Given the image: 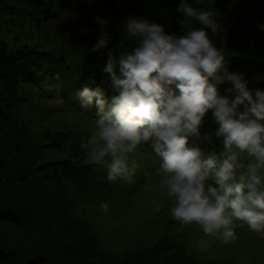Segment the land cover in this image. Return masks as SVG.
<instances>
[{
    "label": "rangeland",
    "instance_id": "1",
    "mask_svg": "<svg viewBox=\"0 0 264 264\" xmlns=\"http://www.w3.org/2000/svg\"><path fill=\"white\" fill-rule=\"evenodd\" d=\"M180 2L0 0V42L14 49L28 45L41 50L51 47L62 50L63 43H68L64 40V33L71 37L79 35L74 30L78 26L76 21L83 18L78 9L94 12L97 8L100 11L108 8L105 15L98 14H103L108 20L104 32L114 39L118 34L114 30L113 19L119 10L122 11L123 21L127 18H144L163 25L165 32L176 27L185 31L190 23L194 27H202L195 20H184L183 14L177 11ZM188 2L194 7H211L217 13V22L227 29V43L225 45L222 41L224 34L216 35L214 43L218 48H225L227 57L245 62L246 66L264 61V36L250 41L232 42L228 39L229 25L226 18L210 0ZM41 8L51 9L43 15L44 18L45 15L52 16L48 23L31 19L36 17L37 10ZM64 9L77 14L65 15ZM56 10L63 11L60 18L53 17ZM66 24L69 25L65 28ZM86 27L84 32L87 31L89 36L103 34L100 25L90 24ZM208 32L211 35L210 29ZM137 39L135 37L133 40ZM239 56L241 59H238ZM226 60L231 61L229 58ZM263 71V68H259L244 78L245 81L247 79V87L251 86L249 82L257 81ZM230 72L239 74L237 71ZM228 83L233 87L231 82ZM24 87L29 91L19 93V102L7 112L8 118L3 117L0 121V149L7 151L15 146L17 154L23 150L37 154L36 160L29 158L22 161V154L16 156L15 152H10L14 155L12 157L4 155L7 160L0 159V177H3L0 179V212L12 213L18 220L0 218V250L8 254L5 264H28L31 259H43L44 264H236L237 257L241 255L250 258L249 264H264V237L246 228L236 229L238 239L234 244L223 245L216 241L206 252L197 253L193 249L191 255L187 253L189 242L201 232L195 225L182 227L170 218L168 209L171 201L156 188L159 159L147 146L136 154L138 168L132 183L118 181L120 187L114 191L118 195H110L105 200L109 204L107 214L100 210L95 200L79 198V193L71 194L75 188L71 185L70 189L65 183L62 174L64 164L53 163L62 159V156L45 147L47 139L43 132L46 128L54 131L71 130L73 133L78 131L81 133H74L75 136L68 134L69 138L85 139L90 134L94 116L89 117L79 109L76 99V104H72L80 112L72 110L69 105L57 103L53 95L58 92L41 91L29 85ZM69 116L71 123L67 119ZM213 119L209 110L199 129L200 137L192 136L189 142V146H199L205 155L213 151L219 155L223 151V138L216 137L218 127L212 123ZM22 132L24 134L19 136ZM205 134L211 136L210 141L204 139ZM214 143L220 148L219 152L217 148H212ZM241 160L245 165L249 162L246 156ZM9 167H13V171H7ZM31 167L40 169L37 175H27L24 169L31 170ZM146 183L153 186V191L146 193L143 190ZM153 201L160 206V212L153 210Z\"/></svg>",
    "mask_w": 264,
    "mask_h": 264
},
{
    "label": "clouds",
    "instance_id": "2",
    "mask_svg": "<svg viewBox=\"0 0 264 264\" xmlns=\"http://www.w3.org/2000/svg\"><path fill=\"white\" fill-rule=\"evenodd\" d=\"M177 11L185 21L195 20L202 27L190 23L177 37L144 18L123 21L124 33L139 37L138 46L122 54L118 64L108 56L103 71L118 92L110 103L99 87L78 92L80 109L96 108L90 134L81 139L79 148L88 163L105 170L109 183H132L136 154L147 146L159 159L156 188L171 201L170 218L201 232L188 244L191 255L193 249L208 251L216 241L234 244L237 228L264 237V91L256 90L253 98L242 74L227 70L225 48L214 43L216 35L224 34L226 45L227 29L217 22L211 7L181 0ZM95 19L104 34L92 51L109 42L104 32L108 20ZM226 81L233 85L227 91L235 94L234 99L219 93L217 85ZM242 104L245 110L237 112ZM209 110L219 125L215 135L223 138L219 155L214 151L205 155L199 146H189L190 137H200ZM67 119L71 123V116ZM204 139L210 141L211 136L205 134ZM244 156L249 160L246 165ZM239 169L244 170L238 174ZM143 190L151 192L153 186L146 183ZM100 210L107 214L108 202H101ZM153 210L161 208L155 205ZM249 262L241 255L236 264Z\"/></svg>",
    "mask_w": 264,
    "mask_h": 264
},
{
    "label": "trees",
    "instance_id": "3",
    "mask_svg": "<svg viewBox=\"0 0 264 264\" xmlns=\"http://www.w3.org/2000/svg\"><path fill=\"white\" fill-rule=\"evenodd\" d=\"M215 8L226 18L229 29H228V39L232 42L234 41H250L255 37L264 36V0H210ZM64 6V5H63ZM100 11L98 8L94 12H83L78 9V12H82L83 18L76 21L78 36L71 37L70 34L66 35L64 33V40L67 44L63 43L62 50H58L55 47H51L48 50H41L38 47L34 48L30 46H25L24 48H9L7 44L0 42V80L2 84L0 85V121L1 119L8 118L7 112L14 108V106L19 102L20 92L24 93L29 91L24 87L29 85L31 87H37L41 91H51L58 92L55 94V100L57 98L63 100L64 105H69L72 110L78 108L74 105V99H77V94L84 87L95 89L97 87L101 88L104 92L105 99L110 103L111 98L114 95H118V92L114 90L111 85V80L109 74L103 71L106 66L108 56L111 55L118 64L119 58L124 53H131L135 47L138 46L139 37L137 40L131 38L124 33L125 25L123 24L122 11H116L113 21L114 30L118 37L114 39L110 34H108V44L106 47L99 49L97 51H92L91 49L97 43L98 39L104 34H95L94 36H89L86 26L90 24L100 25L96 21V17L105 18V12ZM51 9H40L37 10L36 17L31 19L37 20L39 22H47L52 16L43 17L45 12H50ZM64 11V12H63ZM56 10L53 13V17L60 18V13L65 15L77 14L71 12L70 10ZM26 13V12H25ZM62 13V14H63ZM98 13H103L99 15ZM93 17V19H88ZM43 18V19H42ZM88 23H87V22ZM1 22V19H0ZM39 24V23H38ZM69 25V24H68ZM66 24L65 28L68 27ZM185 31L176 27L166 31L167 34L176 35L177 37L184 34ZM87 35V37H86ZM64 41V42H65ZM77 45L78 48L75 46ZM240 57V56H239ZM231 61H227V70L237 71L242 74L243 78L249 76L251 72L259 70V68L264 69L263 62H254L251 66H246L245 62H239L233 60L234 57H227ZM238 59H241L238 58ZM117 74L119 70L117 67ZM247 81V79H246ZM227 82V83H226ZM223 84L217 85L220 95L229 96L230 99L235 98V94L229 93L227 90L232 86L228 81ZM251 86L248 85V89L255 98L256 90L264 91V71L262 76L254 83L249 82ZM253 85V87H252ZM6 89V90H3ZM37 91H35L36 93ZM51 98H54V97ZM26 98H29L26 96ZM71 103V104H70ZM74 103V104H72ZM247 101H245V104ZM95 106L91 109L93 111H87L85 114L89 117L95 116ZM80 109V108H79ZM245 110V105H239L237 112H243ZM80 112V111H79ZM84 113V112H81ZM213 124L219 125L213 119ZM211 124V123H209ZM74 133H81L74 131ZM74 133L71 130L66 131H54L50 128H46L43 132V136L47 139L45 147L52 152H59L62 159L57 160L53 163L64 164L62 167L63 177L66 179L67 187H74L75 189L71 191V194L79 193V198H86L92 201H96L98 205L101 202H106L108 196L118 195L116 191L120 186H118V181L116 183H109L106 180V173L102 167L92 165L86 161L84 153L80 150L79 144L81 139L69 138L68 134ZM24 133H19L23 135ZM3 136V135H2ZM4 138V137H3ZM83 139V138H82ZM213 139V138H212ZM192 137L189 138V142ZM212 144V148H217L219 152V147ZM38 148V147H37ZM13 150V151H12ZM12 150L4 151L3 148L0 149V159H6V156L11 155L15 152L16 156L22 154L21 160L25 161L29 158L36 160V155L33 154L31 150H23V152L17 154L15 146ZM42 157L45 154H40ZM25 165V164H24ZM13 167H9L8 170L13 171ZM27 175H37L40 169H35L31 167V170L24 169ZM241 169L238 170V173ZM3 178L2 175L0 179ZM23 177H21L22 179ZM71 189V188H70ZM113 197V196H111ZM0 218L13 219L16 222L18 220L12 215V213L3 214L0 212ZM5 251L0 250V264H5L7 257ZM28 264H44L43 259L29 260Z\"/></svg>",
    "mask_w": 264,
    "mask_h": 264
}]
</instances>
